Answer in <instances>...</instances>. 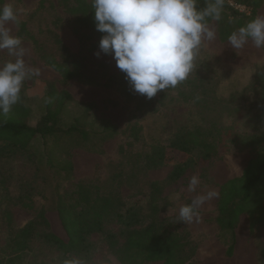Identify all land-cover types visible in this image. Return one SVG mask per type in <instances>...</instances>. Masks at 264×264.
Here are the masks:
<instances>
[{
    "label": "rangeland",
    "instance_id": "rangeland-1",
    "mask_svg": "<svg viewBox=\"0 0 264 264\" xmlns=\"http://www.w3.org/2000/svg\"><path fill=\"white\" fill-rule=\"evenodd\" d=\"M39 1L5 0V4L27 11L19 19L27 22L44 49L58 59L55 44L40 32L47 26L53 28L55 11L49 4L56 0H45L46 8L35 12ZM238 11L251 14L245 7ZM256 16H264V0ZM208 25L215 31V39L204 41L187 79L175 88L158 91L151 99L136 93L127 80L132 96L125 98L118 90L120 70L112 56L94 55L99 41L93 50H87L90 43L78 39L69 19H64L56 32L70 53L85 55L84 74L89 81L84 77L61 84L58 73L40 60L31 42L21 39L25 63L40 70L21 89L30 110L28 124L33 126L45 111L47 91L52 88L69 95L59 113L60 127L72 124L77 131L47 142L35 138L28 150L0 151V264H7L4 247L9 225L20 227L33 216L32 209L18 200L29 196L34 207L52 210L59 197L69 201L75 183L89 185L99 195L113 194L123 210L133 207L138 212L142 225L152 221L183 237L186 246L182 256L189 264H264V221L251 228L243 213L232 234L221 231L215 221L218 195L201 205L198 219L191 223L179 220L181 206L197 195L218 193L222 183L241 174L254 155L244 138L263 131L264 94L251 83L255 71L264 74V48L257 49L249 40L242 49H234L228 39H219L215 20ZM6 26L15 36V24ZM10 60L15 57L0 50V66ZM196 129L225 132L229 140L219 144L211 160L197 159L192 171L177 181L167 179L176 161L145 167L144 158L152 147L165 146L177 132ZM64 162L71 164L69 172ZM193 176L200 180L195 192L189 190ZM153 192L155 199H150ZM4 196L14 200L5 204ZM6 211L10 222L4 219ZM121 229L124 226L116 221L104 223L105 231L118 233ZM117 240L121 243L123 237L118 235ZM87 247L80 255L64 259L54 246L36 238L22 253L20 264H120L101 234L90 235Z\"/></svg>",
    "mask_w": 264,
    "mask_h": 264
},
{
    "label": "trees",
    "instance_id": "trees-1",
    "mask_svg": "<svg viewBox=\"0 0 264 264\" xmlns=\"http://www.w3.org/2000/svg\"><path fill=\"white\" fill-rule=\"evenodd\" d=\"M213 0H199L198 7L203 8ZM230 2L232 4H230ZM261 0H223L221 20L215 21L219 39L227 40L229 35L256 17ZM45 0H40L35 12L45 9ZM5 0H0V6ZM235 5H242L251 10L250 15L239 12ZM49 6L55 11L51 21L53 28L47 26L40 32L47 34L59 51V58L55 59L48 53L36 36L28 29L27 22L19 19L15 36L31 42L34 51L41 61L56 71L60 82L66 85L72 80L84 79L85 55H75L68 51L56 29L64 19H69L72 31L82 43H90L87 50H93L103 33L95 28L94 14L91 0H56ZM213 19L208 18L207 23ZM89 81V78L86 77ZM125 74L119 71L117 86L119 92L127 99L132 94L128 92ZM261 81V82H260ZM252 85H257L264 94V74L255 71ZM69 95L65 91L50 88L47 91L45 111L32 126L28 124L29 107L23 101L14 105L7 117L0 116V145L1 152L10 149L28 150L32 141L39 138L44 142L56 137L71 136L77 131L75 125L61 128L59 113L65 106ZM263 131L259 135L247 136L245 142L254 155L248 160L239 176L233 177L219 186L216 203L217 215L215 221L221 231L233 233L239 216L243 213L249 217V226L261 224L264 221V118L261 123ZM133 125L130 133L133 132ZM203 131L200 129L177 132L165 146L156 145L145 156V167L176 161L167 179L177 181L196 160L209 161L218 153V146L228 136L223 132ZM83 136V134H82ZM233 140V139H230ZM52 159V158H51ZM51 159H49L51 161ZM69 172L71 164L65 163ZM75 191L69 196V201L59 197L56 207L52 210L34 207L29 196H23L18 203L27 209H32L33 216L22 226L8 227V237L4 247L7 254V264H20L22 253L28 248L31 240L39 238L54 246L64 259L72 255H80L87 251V238L95 233L101 234L109 249L116 256L120 264H143L149 261H162V264H189L182 256L186 246L183 237L160 228L155 222L142 225V220L133 207L122 208V202L113 194H98L89 185L75 183ZM155 192V191H154ZM154 192L150 199H155ZM5 204L14 199L10 196L1 197ZM4 214V213H3ZM4 219L10 222L8 212ZM106 221H116L124 226L118 233L104 230ZM123 240L118 242L117 236ZM233 245L228 247L231 250Z\"/></svg>",
    "mask_w": 264,
    "mask_h": 264
},
{
    "label": "clouds",
    "instance_id": "clouds-1",
    "mask_svg": "<svg viewBox=\"0 0 264 264\" xmlns=\"http://www.w3.org/2000/svg\"><path fill=\"white\" fill-rule=\"evenodd\" d=\"M198 3L199 0H91L95 28L103 33L94 55H111L132 89L148 99L158 91L175 88L193 71L204 41L215 39L208 18L221 20L223 0H213L203 8ZM26 14L25 9H16L12 3L0 6V50L15 57L0 66L3 117L21 101L24 82L40 74L38 68L25 63L21 38L13 36L6 26H18L19 17ZM249 40L257 49L264 48V16H256L228 37L234 49H242ZM199 183V177H191L189 190L195 192ZM217 195L209 191L195 196L191 203L179 208V220L191 223L198 219L201 205Z\"/></svg>",
    "mask_w": 264,
    "mask_h": 264
},
{
    "label": "built area",
    "instance_id": "built-area-1",
    "mask_svg": "<svg viewBox=\"0 0 264 264\" xmlns=\"http://www.w3.org/2000/svg\"><path fill=\"white\" fill-rule=\"evenodd\" d=\"M230 4H232V3L230 2ZM235 7L238 8L239 10H244V7L241 5H235Z\"/></svg>",
    "mask_w": 264,
    "mask_h": 264
},
{
    "label": "bare ground",
    "instance_id": "bare-ground-1",
    "mask_svg": "<svg viewBox=\"0 0 264 264\" xmlns=\"http://www.w3.org/2000/svg\"><path fill=\"white\" fill-rule=\"evenodd\" d=\"M242 261V260H241Z\"/></svg>",
    "mask_w": 264,
    "mask_h": 264
}]
</instances>
